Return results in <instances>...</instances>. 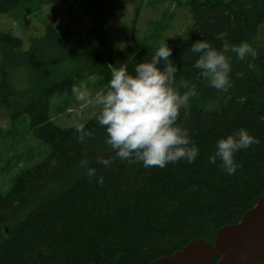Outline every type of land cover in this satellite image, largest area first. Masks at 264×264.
<instances>
[{
	"label": "trees",
	"instance_id": "trees-1",
	"mask_svg": "<svg viewBox=\"0 0 264 264\" xmlns=\"http://www.w3.org/2000/svg\"><path fill=\"white\" fill-rule=\"evenodd\" d=\"M23 1L34 0H0V13ZM188 6L193 35L188 43L173 42L171 59L178 66L176 84L183 78L195 90L177 124L200 155L192 164L165 168L113 158L96 123L98 113L83 123L89 133L84 142L76 125L63 128L50 120L55 95L71 96L78 81L92 76L101 77L105 91L115 68L134 74L136 64L159 46H141L132 56L115 50L102 55L92 38L66 23L47 24L24 49L20 37L0 30V119L4 110L11 121L4 131L0 125V137H11L29 114L31 133L50 149L0 188V264H151L194 240L214 246L218 231L239 221L263 196L264 0H189ZM200 39L217 49L223 40L247 41L255 51L245 61L227 54L232 69L227 91L211 88L193 67L196 56L189 47ZM16 72L26 78L21 89L13 82ZM67 109V100L56 107L59 114ZM240 128L258 143L234 154L237 170L229 175L219 160L209 164L208 155L219 139ZM100 159L112 163L105 167ZM81 161L96 169L93 177ZM3 164L0 153L2 174ZM218 260L215 255L211 264Z\"/></svg>",
	"mask_w": 264,
	"mask_h": 264
},
{
	"label": "clouds",
	"instance_id": "clouds-1",
	"mask_svg": "<svg viewBox=\"0 0 264 264\" xmlns=\"http://www.w3.org/2000/svg\"><path fill=\"white\" fill-rule=\"evenodd\" d=\"M189 50L196 56L193 67L217 91H227L231 87L232 69L227 54H235L240 61L255 56L247 41L231 44L223 40L217 49L200 39L193 42ZM172 52L168 42L164 41L151 50L148 59L136 64L134 74L123 66L115 68L107 89L98 92L91 101L99 106L96 123L106 133L104 142L111 147L113 158L122 161L134 159L145 168H165L180 161L192 164L200 155L188 131L177 124L181 110L188 108L195 90L183 78L176 84L178 66L171 59ZM248 67L251 68L252 64L249 63ZM179 87L187 88V91L181 93L177 90ZM72 92L77 100L89 96L86 90L76 86ZM75 132L80 142L89 135L82 123L75 126ZM253 143L258 141L247 129L240 128L234 135L216 142L215 151L208 155V163L216 164L219 160L223 170L232 175L237 170L234 154ZM80 163L90 178L95 175V168L89 167L86 161ZM97 163L107 167L112 159H100Z\"/></svg>",
	"mask_w": 264,
	"mask_h": 264
},
{
	"label": "rangeland",
	"instance_id": "rangeland-1",
	"mask_svg": "<svg viewBox=\"0 0 264 264\" xmlns=\"http://www.w3.org/2000/svg\"><path fill=\"white\" fill-rule=\"evenodd\" d=\"M189 0H34L23 1L6 13H0V30L12 32L24 41V49L31 38L44 32L47 24L62 28L70 23L73 29L92 38L99 54L115 50L127 56L136 54L146 45L160 46L167 41L182 45L193 35ZM95 2V4H93ZM30 12V14H28ZM121 12V13H120ZM120 13V14H119ZM1 62V60H0ZM21 72L14 74L13 82L21 89L25 79ZM101 77L81 79L76 87L89 93L84 100H77L73 93L57 94L51 99L50 120L63 128L87 122L99 112V106L91 101L98 92L104 91ZM61 100H67L71 110L60 114L56 111ZM0 119L1 131L10 126L5 116ZM11 137H0V153L4 154V174L0 166V188L5 190L25 168L45 158L49 146L36 138L30 130V117L26 114L12 130ZM6 143V145H5ZM5 145V149L3 146ZM243 217V216H242ZM172 255V254H171ZM161 258V257H160Z\"/></svg>",
	"mask_w": 264,
	"mask_h": 264
},
{
	"label": "water",
	"instance_id": "water-1",
	"mask_svg": "<svg viewBox=\"0 0 264 264\" xmlns=\"http://www.w3.org/2000/svg\"><path fill=\"white\" fill-rule=\"evenodd\" d=\"M215 255L216 264H264V195L239 221L218 231L214 246L194 240L151 264H211Z\"/></svg>",
	"mask_w": 264,
	"mask_h": 264
}]
</instances>
